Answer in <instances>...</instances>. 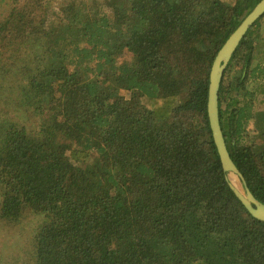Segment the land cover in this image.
<instances>
[{
	"label": "trees",
	"instance_id": "1",
	"mask_svg": "<svg viewBox=\"0 0 264 264\" xmlns=\"http://www.w3.org/2000/svg\"><path fill=\"white\" fill-rule=\"evenodd\" d=\"M0 1V225L38 218L18 261L264 264V221L231 188L207 113L214 58L260 0ZM260 97L264 14L219 94L264 203Z\"/></svg>",
	"mask_w": 264,
	"mask_h": 264
},
{
	"label": "water",
	"instance_id": "2",
	"mask_svg": "<svg viewBox=\"0 0 264 264\" xmlns=\"http://www.w3.org/2000/svg\"><path fill=\"white\" fill-rule=\"evenodd\" d=\"M263 14L264 0H260L219 49L210 70L207 103V113L212 136L217 146L223 168L227 172L229 184L249 213L261 221H264V203L258 200L248 187L246 179L233 161L226 143L223 128L221 126L219 94L224 73L233 53L238 47L241 39L246 34L247 30ZM231 175L239 177L243 184L244 191L240 190L232 183L230 180Z\"/></svg>",
	"mask_w": 264,
	"mask_h": 264
},
{
	"label": "rangeland",
	"instance_id": "3",
	"mask_svg": "<svg viewBox=\"0 0 264 264\" xmlns=\"http://www.w3.org/2000/svg\"><path fill=\"white\" fill-rule=\"evenodd\" d=\"M225 1H231V0H225ZM4 6L3 2L0 1V10ZM130 57V52H125L122 56V59H128ZM17 77H11L13 81H15ZM123 96H130L129 92L126 90L121 91ZM260 100L257 102L258 108H264V102H262L261 97ZM4 98H0V106L2 105V101ZM22 112V111H21ZM233 179L232 183L239 188L240 190L244 191L243 184L238 176L233 175L231 177V180ZM22 223L18 225L17 227H10L8 225H0V264H25L24 259L18 261V258H15L18 256V252L20 251L19 246L22 245V243L26 244L27 247L30 248L31 246L28 245V242L30 241L31 235L28 238V235L32 234L34 231V228L36 227V223L38 218L33 215L26 216ZM34 217V218H33ZM33 227V228H32ZM21 247V246H20ZM18 249V251L16 250ZM23 248H22V252ZM20 253V254H21ZM14 262V263H13Z\"/></svg>",
	"mask_w": 264,
	"mask_h": 264
},
{
	"label": "bare ground",
	"instance_id": "4",
	"mask_svg": "<svg viewBox=\"0 0 264 264\" xmlns=\"http://www.w3.org/2000/svg\"><path fill=\"white\" fill-rule=\"evenodd\" d=\"M232 176H233V175L230 176V180H231V177H232ZM231 181H233V179H232Z\"/></svg>",
	"mask_w": 264,
	"mask_h": 264
}]
</instances>
